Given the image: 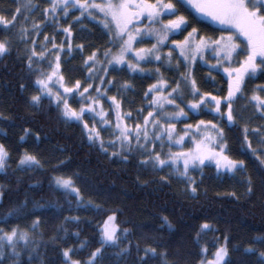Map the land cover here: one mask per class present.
<instances>
[{"label": "snow or ice", "instance_id": "snow-or-ice-1", "mask_svg": "<svg viewBox=\"0 0 264 264\" xmlns=\"http://www.w3.org/2000/svg\"><path fill=\"white\" fill-rule=\"evenodd\" d=\"M13 2L17 5L14 9L0 10V32H3L0 59L11 53L14 41L26 45L18 57L26 74L14 86L4 82L6 91L18 94L19 100L34 110V114L40 112L47 100L49 110L57 113L56 119L65 125L78 124L81 143H86L110 164L129 165L135 160L138 170L161 173L171 169L165 175L148 179L137 175V187L156 185L162 190L176 180L183 184L181 191L196 200L202 190L207 191L201 189L203 169L213 166L217 178H238L243 191L234 190L229 194L234 202L255 207L253 197H256L264 210V0H46L43 7L39 0ZM73 12L79 14L73 16ZM70 16L72 19L68 21ZM165 17L172 18L165 20ZM202 19L220 25V35H205L193 26V21L200 23ZM84 21L101 27L108 37L105 45L91 41L73 43L78 33H91ZM50 27L55 32L44 34ZM185 31L187 35L182 40L166 44L171 35ZM60 33L64 39L57 43L56 36ZM41 34L42 41L38 39ZM145 39H154L155 43L137 47ZM165 47L167 52L162 51ZM64 52L71 58L74 52L80 55L81 71L86 70L83 80L65 76L61 55ZM206 53L211 54L215 63L205 60ZM241 54L242 58L237 59ZM45 61L47 68L41 66ZM198 62L209 67L204 83L215 81L213 71H223L227 77L225 94L216 95L215 89L202 91L196 76ZM142 64L159 66L145 68ZM162 67L177 75L166 77ZM112 72L117 75L126 72L130 77H155V82L143 93L146 103L136 109V116L131 109L123 110L127 99L123 93L135 90L132 80H118L111 76ZM254 80L260 82L249 87ZM29 88L34 89L31 94ZM114 88L116 94L109 96ZM240 100L246 101L240 107L252 111L247 119L238 110ZM104 101L109 103L107 110ZM145 108L149 109L146 115ZM169 108L173 111H168ZM189 113L211 115L212 119L185 124L178 131L177 123L190 119ZM110 116L115 117L114 121L108 119ZM16 118L5 116L0 110V122H14ZM255 119L262 123L252 127ZM128 121L136 122L129 124ZM237 127L242 138L239 150L233 155L228 133ZM109 129H112V138L106 140L102 132ZM22 133L19 142L32 136L37 149L43 140L50 139L46 133L42 138L39 131L34 132L30 127H23ZM0 136L7 138V132L0 129ZM186 137L193 147L186 151L171 150L183 149ZM250 137L256 140L257 147H253ZM52 151L59 154L56 163L50 160L44 163L50 164L53 173L47 183L48 194L53 198L44 194V185L37 180L28 188L39 193V199L26 191L21 200L12 195L19 193L20 178L16 177L14 188L9 177L15 171H44V164L38 152L26 149L10 173L12 155L0 143V176L7 181L0 183V264H186L181 250L183 238L173 244L171 239L166 241L155 234L141 232V240L131 239L137 229L145 227L151 233L166 231L170 237L177 229L169 216L156 213L152 215L158 218L159 224H136L131 219H120L124 208L116 202L119 196L113 198L112 193L119 187L120 192L128 195L127 189L118 185L120 173L126 169H113L111 177L103 178L95 169L92 175L79 168L62 172L73 164L77 150L73 145L57 143ZM195 171H200V179L191 175ZM110 201L113 206H108ZM65 211H91L102 217L96 225L97 235L92 240L81 238L80 226L91 225L92 218L63 215ZM48 214L52 219L61 216L62 219L50 227ZM13 220H24L25 225L12 224ZM123 224L133 226L121 227ZM69 226L75 230L70 231ZM221 231L208 217H203L194 229L190 242L199 250L198 264H264V232L232 243L231 232L224 230L221 236L213 237L215 251L209 259L203 237L208 232ZM48 232L52 234L45 239ZM70 238L79 244H69ZM50 248L52 255H49ZM86 249V255L82 256Z\"/></svg>", "mask_w": 264, "mask_h": 264}, {"label": "trees", "instance_id": "trees-1", "mask_svg": "<svg viewBox=\"0 0 264 264\" xmlns=\"http://www.w3.org/2000/svg\"><path fill=\"white\" fill-rule=\"evenodd\" d=\"M16 3L13 0H0V10L3 9H14ZM5 14H8L5 12ZM35 13L34 15H36ZM188 15L187 12L183 13ZM39 14H37L38 16ZM72 18H68L70 21ZM191 19V17H190ZM23 17L21 18V22ZM61 23H66V21H61ZM88 28L91 29V33L82 32L78 33L74 40V44H79L81 42H94L96 45H105L108 37L103 34L101 27L97 26L94 22L89 23L84 21ZM193 26L200 28L202 34L209 36L220 35V27L213 25L212 22L202 19L200 23L193 21ZM51 29L46 28V30ZM15 31V30H13ZM51 31V30H50ZM186 32V31H185ZM183 34H175V36L181 37ZM3 37V32H0V38ZM174 37V36H173ZM39 39V38H38ZM26 45L14 41L11 53L0 59V105L4 111L5 116L15 115L17 118L14 122H0V129H4L7 132V138L0 136V143H4L12 155V160L9 161L8 171L11 173L16 168V162L19 155L24 151L28 150L30 152L35 151L40 154L41 163L44 164V171L38 169H27L26 171H15L14 175L10 176L9 179L12 181V186L15 188L16 177L21 180L19 187V193L13 192V198H24V193L32 192V194L39 199V193L33 192L28 188L29 184L35 183L37 180L41 181L44 185V194L49 195V198H53L47 191L48 178L53 174L50 171V164L44 163L45 160H50L52 164L56 163V156L58 153L52 151V146L60 144H69L75 146L77 150V155L74 159L73 164L69 169H62L61 171H71L77 168L86 170L89 175H92V169L96 172L101 173V177H111L113 169H126L120 173L121 179L118 181V185L123 186L127 189L128 195L125 196L120 192L119 187L115 192L112 193L113 198L117 195L119 199L116 201L120 203L124 208V215L120 219H131L136 224H159L158 218L154 217L152 214L156 213L158 215H167L169 219L175 225L177 231L170 237L165 231L163 233H151L149 229L145 227L144 229H137L136 236L131 239L141 240V232H148L150 235L155 234L158 237H163L164 240H169L176 244L183 238L184 246L182 247V253L186 257V264H198L201 259L197 252L199 251L190 242V237L194 235V229L198 228L199 224L202 222L203 217H208L217 228H220L221 232H208L203 237V241L207 243L208 256L211 255L212 251L215 249L212 239L213 237L221 236L224 230L231 232L234 239L232 243H238L247 236L256 235L258 233L264 232V210L261 209L259 200L253 197L255 201V207H252L248 203H236L233 201L229 195L232 191L242 192L243 188L237 183V179H230L228 177L217 178L216 170L213 166H208L203 169V184L201 189H206V193L202 190L200 195L196 200H192L189 196L184 194L181 189L183 184L180 181L173 180L171 187H164L162 190L156 185H150L148 188H140L135 184V177L137 175L141 176V179H148L152 176H161L168 173L166 170L161 173H153L151 170H138L135 166V160L129 165H117L110 164L104 157L100 156L95 150H90L86 143H81L82 133L81 128L78 124L65 125L64 123L56 119V111L54 109L49 110L48 101L43 102L42 108L39 113L34 114V110L28 108L23 104L19 98L18 94H13L6 91L3 87L4 82H8L13 86L20 76L26 74V69L21 66L19 56L23 54ZM71 58L68 54L63 55L62 67L64 69L65 76H71L72 79H84V72L81 71V57L78 53H73ZM42 67L47 68V62H44ZM69 70H71L69 72ZM165 75H173L172 70L163 71ZM209 73V68L203 64H197L196 76L198 81H200V86L202 91H214L216 95L225 94L227 84L224 73L212 72V76L215 77L214 82L204 83V78ZM35 77H32L34 79ZM135 80L138 82V76H135ZM147 84L150 82L151 78L148 76L145 78ZM260 81L254 80L249 83V87L252 84L258 83ZM223 89L224 91H221ZM140 101V100H139ZM246 101H237L238 110L243 112L245 119L252 114L251 109H244L240 107L244 105ZM11 109V111L9 110ZM190 117L195 121L198 118L202 119H212L211 115L201 114L194 115L190 114ZM244 122L241 121L242 126ZM262 123L259 119H255L252 122V127H256L258 124ZM30 127L33 131H39L41 137L45 133L50 137L49 140H43L37 149L32 136L26 137L23 143L19 142V137L22 135V128ZM229 142L233 149V155L237 153L240 148L241 129L240 127L234 128L228 133ZM252 139V138H250ZM62 158V157H61ZM239 158L246 159L244 156ZM146 173V174H144ZM60 174V173H56ZM201 178V173L197 179ZM7 181L0 176V183H6ZM95 183V179L93 180ZM107 183V181H105ZM59 197V193L56 194ZM93 199L96 197L93 196ZM7 204V201L5 202ZM63 204V200H60ZM108 206H113L112 202H109ZM63 215H80L83 217L92 218V224H82L80 227L82 229V237H87L92 240L93 237L97 235L95 229L97 223L102 219L100 216H96L93 212H72L69 213L65 211ZM49 216V226H53L59 223L62 216L56 219ZM12 224L19 223L21 227L25 225L24 220H13ZM132 224H123L121 227H132ZM69 230H75L74 227L69 226ZM48 232L45 236L51 235ZM143 242V241H141ZM222 242V241H221ZM69 244L78 245L79 241L75 239H69ZM87 249L81 255H86ZM49 255H52V249H49ZM78 258V257H74Z\"/></svg>", "mask_w": 264, "mask_h": 264}, {"label": "rangeland", "instance_id": "rangeland-1", "mask_svg": "<svg viewBox=\"0 0 264 264\" xmlns=\"http://www.w3.org/2000/svg\"><path fill=\"white\" fill-rule=\"evenodd\" d=\"M39 2L41 4V7H43L44 4H45V2H46V0H39ZM37 14H39V13H37ZM78 14L79 13H77V12H73V16L78 15ZM70 18H72V17L70 16ZM169 18H172V17H165V20H167ZM205 20L210 21L208 19H205ZM29 23H31V21ZM145 23H147V21H145ZM212 24L221 27L220 25L215 24L213 22H212ZM188 30H190V28ZM54 32H55V29H53V28H51L49 30H46V29L44 30V34L52 35ZM184 35H187V31L184 32L181 37L175 36V34L174 35H171L170 36V39L168 41H166V44H171V41L172 40H182L184 38ZM63 39H64L63 33H60L59 35L56 36V42L57 43H59ZM39 40H41V41L43 40V34H41V36L39 37ZM147 40L148 39H145L141 44L137 45V47H150L152 43H155V40L154 39H150V41H147ZM164 50H166V52L168 51V49L166 47L164 48ZM65 54L67 55L68 53L67 52H64V53L61 54L62 55V58H63V55H65ZM174 55H175V53H174ZM242 56H243V54H241L240 57H237V59H241ZM205 60L206 61H209L211 63H215V61L212 59V56H211L210 53H206L205 54ZM45 62H47V61H45ZM150 65L152 66V68L154 67V64H150ZM142 66L145 67V68H150V66H147V64L146 65L145 64H142ZM111 76H116L118 80H124V79H131L132 80V82H133V84L135 86V90L134 91H129V92L123 93V95H125L127 97V99L124 101V104H123V110L124 111H128L129 109H131L132 112H133V116H136L137 115L136 109L143 107L144 104L146 103V101L143 99V93L147 89V87H148L149 84H147V82L145 80V77L141 78L140 75H136V76H138V80H139L137 82L135 80V76L130 77L126 72H121V73H119V75H117L116 72H112L111 73ZM154 82H155V80H152V83H154ZM33 91H34V89L29 88V94H31ZM115 94H116V89L115 88L112 89V91L108 93L109 96L115 95ZM73 106L75 107L77 105L74 103ZM104 108L106 110L109 108L108 101H104ZM148 110L149 109L145 108L143 114L146 115ZM167 110L168 111H173V109H171V108H169ZM190 114L191 113H189V116H190ZM85 119H89V118L86 116ZM108 119L114 121L115 117L114 116H110V117H108ZM200 119H202V118H198L197 120H200ZM197 120L195 119V121H194L192 118H190V119H182L180 122L177 123V130L179 131L180 129H182L185 124H195V122ZM205 120H208V119H205ZM89 122L91 123V121H89ZM135 122L136 121H128L129 124H134ZM111 131H112V129H109L107 131H103L102 132V135H103L104 139L107 140V139L112 138V136L110 135ZM250 138H252V137H250ZM185 141L186 142H185V144L183 146V149H179V148H175L174 147L171 150L172 151H180V150H185L186 151L188 148L193 147V144L191 143L189 137H186L185 138ZM252 142H253V147H257L256 140L252 138ZM164 151L165 152L168 151V146L167 145H165ZM165 170L167 172H170L171 171V169H165ZM191 175H193V176H195L197 178L198 175H199V171L192 172ZM214 251H215V249L212 252H214ZM208 258L211 259V255L208 256Z\"/></svg>", "mask_w": 264, "mask_h": 264}, {"label": "crops", "instance_id": "crops-1", "mask_svg": "<svg viewBox=\"0 0 264 264\" xmlns=\"http://www.w3.org/2000/svg\"><path fill=\"white\" fill-rule=\"evenodd\" d=\"M181 70H183V69H181ZM173 72H174L173 75H170V76L167 75V77L168 78L175 77L177 75V73L175 71H173ZM219 72H222V70H219Z\"/></svg>", "mask_w": 264, "mask_h": 264}, {"label": "bare ground", "instance_id": "bare-ground-1", "mask_svg": "<svg viewBox=\"0 0 264 264\" xmlns=\"http://www.w3.org/2000/svg\"><path fill=\"white\" fill-rule=\"evenodd\" d=\"M49 30V29H48Z\"/></svg>", "mask_w": 264, "mask_h": 264}]
</instances>
